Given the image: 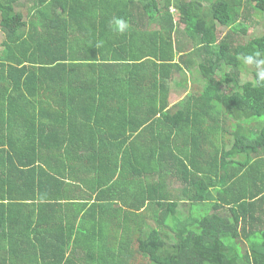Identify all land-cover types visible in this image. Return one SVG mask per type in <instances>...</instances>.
<instances>
[{
  "label": "trees",
  "instance_id": "obj_1",
  "mask_svg": "<svg viewBox=\"0 0 264 264\" xmlns=\"http://www.w3.org/2000/svg\"><path fill=\"white\" fill-rule=\"evenodd\" d=\"M260 16L264 0H0V264H264V65L244 63L264 32L243 38ZM194 67L208 85L171 107Z\"/></svg>",
  "mask_w": 264,
  "mask_h": 264
},
{
  "label": "rangeland",
  "instance_id": "obj_2",
  "mask_svg": "<svg viewBox=\"0 0 264 264\" xmlns=\"http://www.w3.org/2000/svg\"><path fill=\"white\" fill-rule=\"evenodd\" d=\"M245 1H247V0H245ZM204 5H206V7H208L209 2H205ZM23 12H24V15H26L25 17L27 18L28 10L23 9ZM228 32H229L228 29H224L222 27H219L218 32H217L218 39H222ZM263 32H264V16H260L259 22L256 25H251L250 28L248 29L247 34H245L243 36V38L246 40V42H249L254 37L263 34ZM198 70H199L198 67H194L193 69L186 71L185 76H183L181 78H177L176 82L179 81V82H186V83H185V87L180 88L178 90H174L172 92V95L169 99L171 107L180 103L184 99V97L186 95L185 93L190 91L193 87L196 90H197V88L198 89L206 88V86L208 85V82H206L204 80V78L202 77L201 73ZM245 70L242 73H240V75H239L240 84H244V83L252 81L254 79V77L251 73L252 72L251 68L248 67L247 71H245ZM227 72H229V68L224 67L223 70H221L217 73V78H215V79L219 80L220 76L224 73H227ZM171 86H172V89L176 88V83L174 82L173 84H171ZM0 134H2V133H0ZM170 188H174V187L172 186ZM179 212H180L181 217H187L188 207H181Z\"/></svg>",
  "mask_w": 264,
  "mask_h": 264
},
{
  "label": "clouds",
  "instance_id": "obj_3",
  "mask_svg": "<svg viewBox=\"0 0 264 264\" xmlns=\"http://www.w3.org/2000/svg\"><path fill=\"white\" fill-rule=\"evenodd\" d=\"M111 25L113 27V30L119 34L125 33L128 28L127 22L122 18H113V20L111 21ZM244 63L249 65L255 64L257 68H260V66L264 65V59H257L249 55L244 58ZM258 77L259 78L257 80V83L264 84V71H260L258 73Z\"/></svg>",
  "mask_w": 264,
  "mask_h": 264
},
{
  "label": "crops",
  "instance_id": "obj_4",
  "mask_svg": "<svg viewBox=\"0 0 264 264\" xmlns=\"http://www.w3.org/2000/svg\"><path fill=\"white\" fill-rule=\"evenodd\" d=\"M21 1L27 3V0H21ZM27 6H28V4L26 5V7H27ZM26 9H27V8H26ZM26 21L28 22L29 19L26 18ZM4 38H5V37H4V34H3L2 31L0 30V44H1V41H2ZM2 50H4V49L0 46V55L2 54V53H1ZM180 56H181V54H178L176 61L179 60V57H180ZM188 70H191V69H187V70H185V71H188ZM191 90H192V89H191ZM191 90L185 93V94H186L185 97H186L190 92H192ZM185 97H184V98H185ZM170 106H171V105H170ZM2 132H4V131H1L0 133H2ZM4 133H6V132H4ZM6 148H9V147H6Z\"/></svg>",
  "mask_w": 264,
  "mask_h": 264
}]
</instances>
